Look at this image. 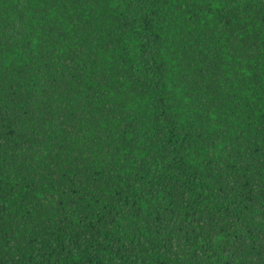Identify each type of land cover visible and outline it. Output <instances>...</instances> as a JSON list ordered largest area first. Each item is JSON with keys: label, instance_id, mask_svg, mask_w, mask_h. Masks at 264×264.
Returning <instances> with one entry per match:
<instances>
[{"label": "trees", "instance_id": "obj_1", "mask_svg": "<svg viewBox=\"0 0 264 264\" xmlns=\"http://www.w3.org/2000/svg\"><path fill=\"white\" fill-rule=\"evenodd\" d=\"M0 264H264V0H0Z\"/></svg>", "mask_w": 264, "mask_h": 264}]
</instances>
